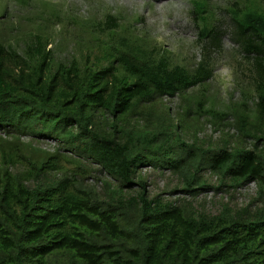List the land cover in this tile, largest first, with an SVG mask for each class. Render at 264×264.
Returning a JSON list of instances; mask_svg holds the SVG:
<instances>
[{"label":"trees","instance_id":"obj_1","mask_svg":"<svg viewBox=\"0 0 264 264\" xmlns=\"http://www.w3.org/2000/svg\"><path fill=\"white\" fill-rule=\"evenodd\" d=\"M38 3L35 28L22 52L5 42L11 28L0 18V128L15 136L57 138L94 160L122 187L137 184L139 189L122 199L121 189L105 183V196L98 198L68 178L48 177L57 170L56 155L31 147L24 158L33 183L7 168L0 177V264H46L51 255L61 256L55 264H264V208L252 213L248 206L236 211L224 206L217 214L195 217L150 196L144 179L135 181L145 166L169 169L184 190L197 195L209 186L204 175L210 172L217 177L215 189L258 181V196H264V148L189 141L168 107L149 129L123 123L143 104L183 96L211 78L209 56L221 48L222 31L208 0L194 1L205 53L191 67L174 63L167 49L136 31L121 13L66 17L51 1ZM228 10L233 37L254 70L250 86L257 96L254 121L242 111L237 126L243 138L264 142V3L244 0ZM69 19L77 25L80 55L56 61L54 49H47L50 27ZM96 110L111 115V132L97 129ZM16 146L1 147L3 169L16 163Z\"/></svg>","mask_w":264,"mask_h":264},{"label":"rangeland","instance_id":"obj_2","mask_svg":"<svg viewBox=\"0 0 264 264\" xmlns=\"http://www.w3.org/2000/svg\"><path fill=\"white\" fill-rule=\"evenodd\" d=\"M39 0H0L3 7L0 18L9 22L10 32L5 42L23 51L29 33L34 30L32 20L34 12L39 8ZM60 8L66 17L88 18L95 16L100 19L106 12L121 13L123 19L131 22L134 29L151 38L153 43L167 49L174 63L194 66L204 56L205 51L199 41V27L193 14L195 0H48ZM244 0H208V10L214 14V23L222 31L221 48H213L210 58L214 71L206 82L190 88L186 94L174 97H163L151 104H143L139 113L129 115L123 123L139 129L151 128L153 121L160 114L162 107L169 108L172 121L180 123L184 136L189 141L195 140L201 145L235 147L243 145L258 150L264 148V142H256L251 138H243L237 126V118L242 111L251 120L256 117L257 96L250 86L254 70L244 59L238 42L232 34L234 23L228 10L234 3L242 5ZM264 3V0H262ZM52 29L51 42L48 48L54 49L56 61L68 62L79 56L75 32L77 25L72 20L56 21ZM64 42L61 43V41ZM246 92V96L243 94ZM245 103V105H244ZM218 114H223L219 117ZM96 126L104 132L113 130V119L104 110H96ZM19 139V140H17ZM19 153L16 163L0 164V177L6 170L11 174H20L25 183H33L29 172L30 165L24 158L29 155L30 148L56 155L57 170L46 173L52 178H68L76 186L92 189L98 198L105 196L104 184L114 189H121L119 197L127 199L136 194L137 184L121 186L116 178L102 170L94 160L81 156L57 138L33 133H22L15 136L12 132L0 128V149L11 147ZM138 178L146 181V191L150 196H160L173 202L192 216L217 214L224 206L233 211L249 207L252 213L264 208V196H258L259 182L254 181L237 188L223 187L215 189L217 177L210 172L205 173L209 186L200 190L197 195L183 189L181 179L171 170H157L145 166L138 170ZM32 176V177H31ZM45 180V178H43ZM79 225H81L79 223ZM61 256L51 255L46 264L59 262Z\"/></svg>","mask_w":264,"mask_h":264}]
</instances>
